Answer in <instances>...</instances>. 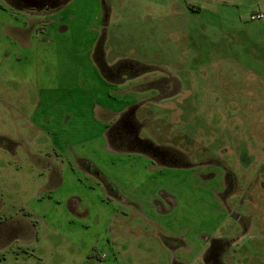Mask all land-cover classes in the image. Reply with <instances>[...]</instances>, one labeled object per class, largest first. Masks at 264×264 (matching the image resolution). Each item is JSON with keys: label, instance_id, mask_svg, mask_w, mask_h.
I'll list each match as a JSON object with an SVG mask.
<instances>
[{"label": "rangeland", "instance_id": "374dc122", "mask_svg": "<svg viewBox=\"0 0 264 264\" xmlns=\"http://www.w3.org/2000/svg\"><path fill=\"white\" fill-rule=\"evenodd\" d=\"M3 5L0 219L34 236L1 239L0 264H203L206 235L233 240L228 264H264V0H67L33 16ZM102 32L109 59L179 80L167 105L142 108L143 134L192 166L161 169L108 146L105 111L150 92L100 77L91 52ZM225 167L239 190L223 199ZM159 193L174 198L166 212ZM73 197L89 216L69 223ZM163 235L181 245L169 250Z\"/></svg>", "mask_w": 264, "mask_h": 264}, {"label": "flooded vegetation", "instance_id": "af4514ba", "mask_svg": "<svg viewBox=\"0 0 264 264\" xmlns=\"http://www.w3.org/2000/svg\"><path fill=\"white\" fill-rule=\"evenodd\" d=\"M2 0L3 7L10 9L12 11H23L27 15L33 16L35 13H46L57 9L63 2L67 0ZM2 25L10 29V33L16 31V26L12 23ZM104 33L102 32L97 39L94 48L91 52V58L93 64L98 71L100 77L110 84L119 85L123 82H133L134 88L132 90H137L136 92L141 93L148 90L150 94L141 99H131L127 101V104L123 105L118 111H105L107 114V123L105 131V139L108 146L115 152H119L126 155H139L143 156L155 167L159 168H169L175 166H192V162H186L183 153L178 150L169 147L167 145L157 143L152 138L143 134L147 124L150 120L149 114L146 110L142 108L146 103H152L156 105H167V102L171 97L178 95L182 92V86L179 80L174 77L171 73H166V71H159L160 74L154 76V78H149V75L153 73L152 69L145 67V65L140 66L139 62H134L128 58H112L109 59L105 51L104 43ZM8 53V52H6ZM5 53V56H6ZM3 56H0V67L3 64ZM31 126H33L31 124ZM35 126V125H34ZM31 128V129H30ZM30 127L27 138H31L35 133ZM37 128V127H35ZM0 138L6 139L3 135ZM15 139H17L15 137ZM1 140V139H0ZM2 141V140H1ZM4 143L0 142V148L5 150L8 147L4 146ZM6 151V150H5ZM8 152V149H7ZM10 152V151H9ZM29 158L32 161H37L34 154L29 153ZM82 158L76 157L75 164L77 165V160ZM83 160V159H82ZM79 164V163H78ZM72 165V164H71ZM81 166V165H80ZM73 167V165H72ZM84 170L85 167H82ZM91 168H89L90 170ZM86 171V170H85ZM92 175L95 174L99 176L98 170L95 168L91 171ZM224 184L222 189V197L225 199L228 195H234L239 189L236 187V180L233 173L225 167L224 170ZM52 177V176H51ZM99 186L105 190L110 197H113V191L109 187H112L110 183L105 180H98ZM112 194V195H111ZM121 199L120 197H118ZM78 199L71 198L66 201L65 208L67 209L70 222H74V218H85L89 216L88 208H83L78 211ZM174 198L167 193H159L156 199L153 201L154 205L158 206L160 211H168L172 204L174 203ZM166 203V205H164ZM133 210H139V206L134 203L131 205ZM236 215V214H234ZM236 217V216H235ZM110 218L106 221L104 229L109 230L108 222ZM96 222V220H95ZM120 226H118L119 228ZM19 231L22 233V238L28 240L31 234V227L28 223L21 224ZM202 236V235H199ZM204 245L200 249L201 258L203 264H228L226 260V254L229 251L230 244L233 240L230 237H218L206 235ZM12 238L9 229L1 228L0 226V244L1 239L4 243H7ZM161 239L166 248L171 250V247L175 248L180 246V241L177 238L169 235L161 236ZM114 257V256H113ZM104 258V257H103ZM105 259V258H104ZM116 259V257H115ZM173 264H184L183 262L177 260L175 257L172 261Z\"/></svg>", "mask_w": 264, "mask_h": 264}, {"label": "crops", "instance_id": "0c3cea01", "mask_svg": "<svg viewBox=\"0 0 264 264\" xmlns=\"http://www.w3.org/2000/svg\"><path fill=\"white\" fill-rule=\"evenodd\" d=\"M5 136V135H3ZM6 137V136H5ZM11 137V136H10ZM1 202H0V207H1ZM24 223H28V222H25L24 220H16V219H12V218H1L0 219V226L1 228H6V229H9L10 232H11V235H12V239H21L22 237V233L19 231V227L21 226V224H24ZM33 228L31 229V234H30V237L29 239L33 238ZM24 240V239H23ZM10 242H7V243H4L3 246L6 247ZM1 247V246H0Z\"/></svg>", "mask_w": 264, "mask_h": 264}, {"label": "built area", "instance_id": "2783aa9c", "mask_svg": "<svg viewBox=\"0 0 264 264\" xmlns=\"http://www.w3.org/2000/svg\"><path fill=\"white\" fill-rule=\"evenodd\" d=\"M255 18H256V16H254V15L251 16V19H255Z\"/></svg>", "mask_w": 264, "mask_h": 264}]
</instances>
